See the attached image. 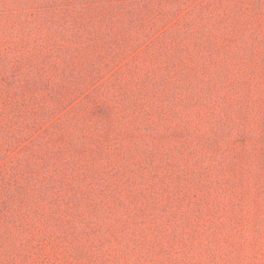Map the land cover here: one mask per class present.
Returning a JSON list of instances; mask_svg holds the SVG:
<instances>
[{"label": "rangeland", "instance_id": "374dc122", "mask_svg": "<svg viewBox=\"0 0 264 264\" xmlns=\"http://www.w3.org/2000/svg\"><path fill=\"white\" fill-rule=\"evenodd\" d=\"M0 264H264V0H0Z\"/></svg>", "mask_w": 264, "mask_h": 264}]
</instances>
